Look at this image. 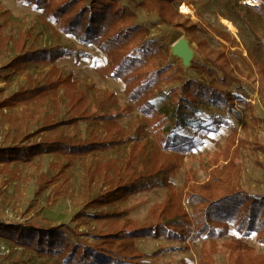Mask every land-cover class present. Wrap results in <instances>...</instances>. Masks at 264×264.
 <instances>
[{
	"label": "rangeland",
	"instance_id": "rangeland-1",
	"mask_svg": "<svg viewBox=\"0 0 264 264\" xmlns=\"http://www.w3.org/2000/svg\"><path fill=\"white\" fill-rule=\"evenodd\" d=\"M261 1L240 0L239 3L255 6ZM119 2L132 12L134 17L130 22L145 28L147 40L166 47L168 61L172 65L179 64L187 78H205L204 73L199 75L190 71L191 63L212 67L206 59L213 58V51H222L228 61L225 72L237 82L217 85L239 99L234 101L233 112L226 115L213 107H200L197 119L201 122L193 124V130L206 135L198 140L191 155L180 157L161 151L149 120L129 104L125 84L108 77L104 54L59 31L47 13L25 0H0V104L21 89H27L29 84L43 85L49 78L57 81L72 75V82H62L56 86L55 92L48 91L28 102L0 108V148L25 146L59 135L74 142L84 141L92 135L105 139L116 133V127L123 131L122 137L132 139L139 129L144 128L140 133L141 141H126L107 151L84 156L52 153L36 156L27 163H0V221L39 227L62 226L74 241L95 245V235L117 230L125 222L134 225L128 224L129 228L146 223L150 211L163 205L171 193L175 196L182 193V206L191 215L192 209L184 201L185 178L191 179L189 185H204L210 179L211 170L221 168L229 160L234 164L224 169L223 175L238 178L241 189L249 194L264 195V75L249 59L237 29L233 25L234 30L227 29L219 21V12L225 11V3L222 0H172L168 5L172 20L167 24L157 15L150 1ZM182 3L189 7L192 15L179 12ZM199 10L203 12L202 18L197 16ZM216 30L227 33L228 39L217 36ZM180 40L187 42L191 54L187 67L172 52ZM54 47L65 51L54 62H28L18 68L9 66L19 53ZM170 85L164 83L162 87L166 91ZM72 93L80 96L71 101ZM105 93L113 95L115 107L120 109L117 112L125 113L119 115L114 124L96 118H82L72 125L46 128L70 117L99 113V108L106 106ZM125 108L126 112L121 111ZM231 132H235L232 135L237 149L225 158L224 150H227ZM141 142L147 143L150 160L162 158L169 165H179L170 173V186H157L131 194L110 206L87 209V202L109 189L116 174L123 171L127 163L132 162L135 168L142 169L143 161L136 163L131 159L132 146H139ZM140 152L145 153V150ZM136 157L142 159L140 153ZM214 159L218 161L215 163ZM233 171L238 174L233 175ZM103 213L109 215L94 217ZM133 242L141 254V264H199V253L203 250L208 253L211 247L210 243L201 244L200 241L187 243L150 237ZM213 246L211 257L214 264H229L244 249L251 250L250 259L257 254L264 256V246L256 243L254 236L241 238L232 228L227 236L214 241ZM0 264L60 263L55 258L38 256L30 249L0 238Z\"/></svg>",
	"mask_w": 264,
	"mask_h": 264
},
{
	"label": "trees",
	"instance_id": "trees-1",
	"mask_svg": "<svg viewBox=\"0 0 264 264\" xmlns=\"http://www.w3.org/2000/svg\"><path fill=\"white\" fill-rule=\"evenodd\" d=\"M37 9L47 13L55 22L59 31L72 35L83 45H92L107 59L108 77L125 84L129 104L149 120L158 148L183 157L191 155L203 133L193 130L200 107H213L226 115L233 112L234 101L239 100L233 93L220 88L217 83L235 84L237 79L226 73L228 61L222 51H213V58L206 60L212 64L202 65L192 62L190 71L205 74V78H187L184 69L168 61L167 48L156 41L146 38L142 25L130 22L132 12L120 4L119 0H25ZM155 6L161 20L170 24L172 12L168 5L172 0H147ZM225 11H220L223 19L228 20L237 29L249 59L257 70L264 75V0L259 5H243L240 0H222ZM202 11L197 16L202 18ZM217 32V36L228 39L227 33ZM216 34V33H215ZM64 49L54 47L19 53L11 61L10 67H19L28 62L51 63L62 57ZM55 69V67L53 68ZM72 75L63 80L37 84L21 89L0 108L14 106L22 101L42 96L48 91H56V86L64 81L72 82ZM264 79V77H263ZM171 84L165 91L163 84ZM80 94H71V101ZM163 98V99H161ZM106 106L99 113L82 114L48 125L47 129H56L61 125H72L82 118L99 119L114 124L120 109L115 107L113 95L105 93ZM116 111V112H115ZM126 112L127 108L121 110ZM201 127L202 125L198 124ZM139 129L134 138L122 137L123 131L116 127V133L102 139L95 135L84 141L74 142L64 136H53L37 143L25 146L0 148V163H27L36 156L61 153L66 156H84L95 151H107L124 144L126 141H141ZM235 132H231V135ZM193 135V136H192ZM229 136L224 157H228L237 148L235 136ZM147 143L132 146L131 159L143 163L142 169L135 168L132 162L116 174L109 189L87 202V209L102 208L125 200L129 195L149 191L157 186L167 188L171 184L170 173L179 165H169L162 158L152 159L146 150ZM145 150L141 153L140 150ZM232 151L230 152V150ZM140 153L141 160L137 159ZM235 157V156H234ZM216 160V161H215ZM215 163L218 159L213 160ZM213 163L212 165L214 166ZM229 160L221 168L211 170L209 181L204 185L192 184L185 178V203L192 209L189 215L181 203L182 193H171L163 205L150 211L148 221L138 227L129 228L125 224L114 231L96 236L97 243L88 245L74 241L72 235L63 231L62 226L39 227L0 221V238H5L17 246L32 250L38 256L50 257L60 264H141V254L135 249L134 240L142 237L163 238L179 242L210 243L208 250L199 253V264H214L212 259L213 242L227 236L232 228L241 238L254 236L256 243L264 246V195H252L241 188L239 179L227 178L224 169L232 166ZM237 170V169H236ZM238 171H233L237 175ZM113 215L112 213H110ZM108 213L96 214L102 218ZM121 217L120 214H114ZM93 216V215H92ZM243 249V248H242ZM240 249L239 251H241ZM250 249H244L229 264H264V256L253 255ZM239 253V252H238ZM249 258V260L245 258Z\"/></svg>",
	"mask_w": 264,
	"mask_h": 264
},
{
	"label": "bare ground",
	"instance_id": "bare-ground-1",
	"mask_svg": "<svg viewBox=\"0 0 264 264\" xmlns=\"http://www.w3.org/2000/svg\"><path fill=\"white\" fill-rule=\"evenodd\" d=\"M179 12L183 15H186V16H189V15H192L191 13V10L189 9V7L185 4V3H182L181 6H180V9H179ZM219 21L221 22L222 25H224L227 29H230V30H234L232 24L219 17ZM175 55V54H174ZM179 61L181 62V64L184 66V67H187L188 66V63L189 61L191 60V57L189 58V61L187 59H183L182 57L178 56V55H175Z\"/></svg>",
	"mask_w": 264,
	"mask_h": 264
},
{
	"label": "water",
	"instance_id": "water-1",
	"mask_svg": "<svg viewBox=\"0 0 264 264\" xmlns=\"http://www.w3.org/2000/svg\"><path fill=\"white\" fill-rule=\"evenodd\" d=\"M172 52L173 54L178 55L183 59H187L188 61L191 57L187 42L185 40H180L178 43H176L172 48Z\"/></svg>",
	"mask_w": 264,
	"mask_h": 264
}]
</instances>
